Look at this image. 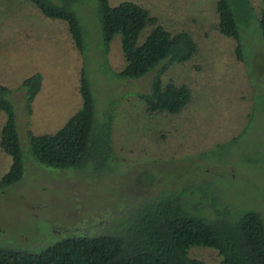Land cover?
<instances>
[{
	"label": "rangeland",
	"instance_id": "rangeland-1",
	"mask_svg": "<svg viewBox=\"0 0 264 264\" xmlns=\"http://www.w3.org/2000/svg\"><path fill=\"white\" fill-rule=\"evenodd\" d=\"M130 1L168 31L184 30L195 41L190 58L168 63L159 75L162 83L189 85V99L177 113L148 112L136 94L147 91L156 67L134 79L113 75L124 62L119 35L102 45L95 0L73 4L84 32L82 51L63 20L42 15L28 0H0V83L9 90L20 147L26 135L53 132L80 106L81 67L96 119L108 108L113 115L112 155L104 168H58L24 157L20 177L0 185V246L36 250L71 231H105L115 215L122 223L139 201L165 194L181 193L190 212L210 217L219 207L211 186L230 204L228 218L244 208L264 215V36L257 23L239 27L238 60L233 39L217 29L215 0ZM250 2L258 8L261 0ZM34 72L33 90L19 86ZM3 120L0 112V126ZM10 161L0 147V179ZM200 182L204 191L194 188ZM187 255L206 264L220 258L201 244L189 245Z\"/></svg>",
	"mask_w": 264,
	"mask_h": 264
},
{
	"label": "trees",
	"instance_id": "trees-1",
	"mask_svg": "<svg viewBox=\"0 0 264 264\" xmlns=\"http://www.w3.org/2000/svg\"><path fill=\"white\" fill-rule=\"evenodd\" d=\"M28 1L42 15L63 20L74 46L82 51L84 32L73 9L77 0ZM95 3L102 45L107 48L113 35H119L124 62L113 75L134 79L156 67L147 91L136 94L148 112L177 113L189 99V85L172 80L162 83L159 75L168 63L190 58L196 49L195 41L184 30L168 31L133 1ZM215 11L218 31L233 39L234 55L242 60L239 27L254 20L264 36V0L258 8L250 0H215ZM146 24L150 27L140 40L138 35ZM37 78L34 72L24 77L19 86L27 85L33 90ZM8 91L0 83V112L4 114L0 147L11 158L0 185L20 177L24 157L58 168L91 166L94 171L102 164L105 166L112 155L108 144L112 110L108 108L101 120L96 119L94 98L82 67L78 81L80 106L53 132L26 135L24 150L17 140L13 111L6 97ZM194 188L204 191L205 186L200 182ZM208 191L219 206L210 217L190 212L181 193L152 196L129 208L130 214L122 223L116 221L117 215L112 217L105 231H71L36 250L0 246V264H206L187 255L192 244L214 247L220 257L217 264H264V215L259 210L244 208L230 219L225 215L230 212V204L212 186Z\"/></svg>",
	"mask_w": 264,
	"mask_h": 264
},
{
	"label": "flooded vegetation",
	"instance_id": "flooded-vegetation-1",
	"mask_svg": "<svg viewBox=\"0 0 264 264\" xmlns=\"http://www.w3.org/2000/svg\"><path fill=\"white\" fill-rule=\"evenodd\" d=\"M53 229V228H52Z\"/></svg>",
	"mask_w": 264,
	"mask_h": 264
}]
</instances>
